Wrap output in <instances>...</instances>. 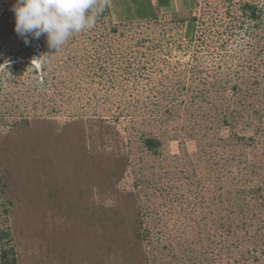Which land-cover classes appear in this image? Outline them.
I'll use <instances>...</instances> for the list:
<instances>
[{
    "label": "rangeland",
    "instance_id": "rangeland-1",
    "mask_svg": "<svg viewBox=\"0 0 264 264\" xmlns=\"http://www.w3.org/2000/svg\"><path fill=\"white\" fill-rule=\"evenodd\" d=\"M178 1L56 51L0 0V264H264V0Z\"/></svg>",
    "mask_w": 264,
    "mask_h": 264
},
{
    "label": "clouds",
    "instance_id": "clouds-1",
    "mask_svg": "<svg viewBox=\"0 0 264 264\" xmlns=\"http://www.w3.org/2000/svg\"><path fill=\"white\" fill-rule=\"evenodd\" d=\"M104 6L106 0H16L15 31L26 45L46 36L58 51L74 33L94 28Z\"/></svg>",
    "mask_w": 264,
    "mask_h": 264
},
{
    "label": "trees",
    "instance_id": "trees-1",
    "mask_svg": "<svg viewBox=\"0 0 264 264\" xmlns=\"http://www.w3.org/2000/svg\"><path fill=\"white\" fill-rule=\"evenodd\" d=\"M137 2H138L137 3L138 10H136L137 13L135 15H137L141 18L156 17V13L153 10L151 0H138ZM157 2H158L159 9L170 6L169 0H157ZM129 8L130 7H128V9ZM128 9H127V14H129V12H130V10H128ZM245 9H250L252 11V16L255 19L257 18V16H255V13H256V11H255L256 7L255 6L246 4ZM145 144H146L147 148L151 151H155V149L159 146V142L157 140H153V139L146 140ZM8 239H10V232L7 230L0 229V243L6 241ZM8 252H11L12 255H14L13 250H9ZM8 258H9L8 254L5 252L4 253V264H11V262H12V264H15L14 258H13V260H9Z\"/></svg>",
    "mask_w": 264,
    "mask_h": 264
},
{
    "label": "crops",
    "instance_id": "crops-1",
    "mask_svg": "<svg viewBox=\"0 0 264 264\" xmlns=\"http://www.w3.org/2000/svg\"><path fill=\"white\" fill-rule=\"evenodd\" d=\"M133 1L135 2V0H133ZM169 1H170V6L169 7H165V8L159 9L157 0H151V4L153 6V10L156 11V8L158 10H167V9H170L171 7H176L177 5H179V1L178 0H169ZM134 2H132V4H134V6L137 7V5H135Z\"/></svg>",
    "mask_w": 264,
    "mask_h": 264
}]
</instances>
